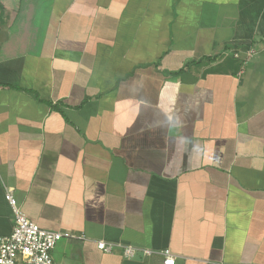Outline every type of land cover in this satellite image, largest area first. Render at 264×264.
Returning <instances> with one entry per match:
<instances>
[{
    "label": "crops",
    "instance_id": "1",
    "mask_svg": "<svg viewBox=\"0 0 264 264\" xmlns=\"http://www.w3.org/2000/svg\"><path fill=\"white\" fill-rule=\"evenodd\" d=\"M6 187L55 264H264V0H0Z\"/></svg>",
    "mask_w": 264,
    "mask_h": 264
},
{
    "label": "built area",
    "instance_id": "2",
    "mask_svg": "<svg viewBox=\"0 0 264 264\" xmlns=\"http://www.w3.org/2000/svg\"><path fill=\"white\" fill-rule=\"evenodd\" d=\"M254 53L252 48L243 55L238 49L231 50V55L239 58L244 64ZM5 197L12 207L15 224L10 234L0 235V264H55L52 252L58 242L64 238H86L84 234L42 228L22 210L14 196L13 188L6 187ZM115 244L122 245L125 255L128 257L133 256L137 250L134 245H124L105 240L98 241V247L106 252L112 251ZM144 252L151 254L153 250L145 248ZM161 253L165 257L164 264H175V255L170 248L162 250Z\"/></svg>",
    "mask_w": 264,
    "mask_h": 264
}]
</instances>
